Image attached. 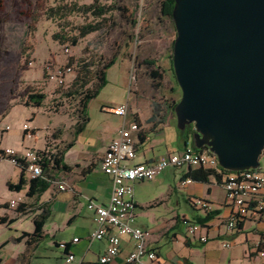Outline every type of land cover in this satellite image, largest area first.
Segmentation results:
<instances>
[{
    "label": "rangeland",
    "instance_id": "1",
    "mask_svg": "<svg viewBox=\"0 0 264 264\" xmlns=\"http://www.w3.org/2000/svg\"><path fill=\"white\" fill-rule=\"evenodd\" d=\"M93 1L0 0L1 148L19 152L38 151L43 149L44 142L49 146L50 138L55 136L61 140L58 150L73 142L68 161H78L81 154L88 153L98 141L103 140L104 132L121 124L122 118L111 115L106 108L127 103L129 112L138 114L142 124L150 125L149 118L154 109L159 110L166 120L168 107L180 99V90L169 69L175 30L171 22L159 13L163 0H97L98 6L111 10L100 19L77 12L67 14L66 10L58 17L50 11L58 7L69 9L73 5L89 6ZM85 24L100 26L97 32L80 39L75 47L61 44L52 37L55 34L74 35L76 28ZM111 60L113 63L104 71L105 84L86 105L88 122L82 131L77 132L80 97L70 86L79 72V65L81 62L91 64L88 85L91 89L97 84V70ZM146 63H153V66L148 68ZM47 64L52 68L48 76L64 66H72V70L65 73L59 83V80L47 78ZM154 70L161 75L160 80L150 77ZM30 94L44 95L40 107L29 103ZM23 125L35 129V134L24 136ZM164 132L168 141L176 148H182L184 138L176 129L175 118L172 126ZM188 143L191 145V139ZM259 163L264 168L262 159ZM179 175V171L169 169L159 176L161 183L144 182L134 187V198L140 204L164 201L140 218L142 224L149 223L152 216L169 219L171 213L167 209H175L188 219L191 217L193 212L183 201L182 190L167 200L169 190L178 183ZM18 178V169L0 157V203L9 200L18 203L24 199L23 191L11 192L6 187L7 183L17 184ZM213 192L218 194L217 189ZM3 207L7 208V205ZM31 227L32 220L28 216L8 228L0 225V243L20 235L22 231H30ZM20 246L11 244L5 253L17 251ZM40 246L48 248L46 241ZM172 248L178 253L182 247L175 245ZM169 250L170 245L164 241L162 255H167ZM55 251L48 249V257L54 259Z\"/></svg>",
    "mask_w": 264,
    "mask_h": 264
},
{
    "label": "crops",
    "instance_id": "2",
    "mask_svg": "<svg viewBox=\"0 0 264 264\" xmlns=\"http://www.w3.org/2000/svg\"><path fill=\"white\" fill-rule=\"evenodd\" d=\"M87 122L88 119L85 121L82 130ZM132 122H137L139 125L141 138L136 139L135 157L129 163L130 166L152 164L169 154L180 153L184 149L191 148L188 141L187 143L183 142L182 148H176L172 142L166 139L164 131L174 123L172 115H167L163 124L154 126V124H142L138 114L128 111V115L122 118L121 124L104 132L103 140L98 141L96 147L90 149L88 153L81 154L78 161H68V154L71 149L63 154L62 164L68 170H52L50 175L56 180L64 181L68 186L67 190L58 191L55 186L51 185L37 197L27 198L25 195L27 186H25L21 190L24 193V199L17 203L23 205L20 208L24 212L19 214L8 211V203L13 200L0 203V218L6 217V222L2 225L4 228L16 224L26 216L32 220L30 231H22L20 235L0 243V264H76L78 262L93 264L97 261L98 257L104 253L107 243L105 239L90 240L91 234L96 229V224L94 215L88 210L87 205L91 201L98 205L107 204L111 193V180L101 172L100 161L110 143L117 139L119 129L122 126L128 127ZM31 130L35 134V129ZM60 143L59 138H50L46 151L53 154L61 151L68 144H64L63 148L58 150ZM45 145L44 142L43 149L38 151H43ZM6 149L8 148L0 147V151ZM189 169L200 168L175 170L180 172L178 183L169 190L167 195V200H169L173 193L183 191V201L193 212L189 219L185 215L180 216L175 209H167L171 213L169 219H155L152 216L149 223L144 225L140 218L147 216V211L153 210L155 206L163 204L164 201L158 200L152 205L151 203L140 204L134 198L133 193L135 203L134 226L150 233L149 248L155 251L161 264H264V256L259 255V252H264V213L260 216L250 217L242 223L240 230L230 232L225 225L229 216V207L226 204L225 193L220 187L221 176L214 170L202 169L211 172L206 177V182H192L182 188L180 182ZM18 171L20 175V170L18 169ZM23 176L26 181H29L25 175ZM159 176L153 182L161 183ZM138 184L143 183L134 184L133 189ZM216 189L218 194L213 192ZM193 199H200L208 203L211 211L219 212L213 220L205 224L206 228L201 232V235L208 237L205 244L198 243L197 237L188 238L182 223V221H191L195 215H203L201 211L193 208L190 204ZM6 205L7 208H4L3 206ZM42 211L47 212V217L41 228V239L33 241L30 237H25L16 241L22 234L31 235L34 232L33 219ZM22 214L24 215L21 216ZM75 239L77 242H74ZM27 241L31 243L27 245ZM44 241H46L48 248L40 246ZM164 241L170 245V252L165 256L161 253V246ZM185 241L188 247L185 245ZM222 242H228L230 248L223 249L221 247ZM11 244L23 246H20L17 251L5 253L6 248ZM64 245H66V249ZM175 245L182 247L181 252H174L172 247ZM133 247L132 241L127 236H119V253L112 264H124L125 257L133 251ZM48 249L56 250L54 259L48 257ZM66 254L73 255L74 262L66 263ZM142 264L149 263L143 259Z\"/></svg>",
    "mask_w": 264,
    "mask_h": 264
},
{
    "label": "water",
    "instance_id": "3",
    "mask_svg": "<svg viewBox=\"0 0 264 264\" xmlns=\"http://www.w3.org/2000/svg\"><path fill=\"white\" fill-rule=\"evenodd\" d=\"M177 131L227 172L264 161V0H174Z\"/></svg>",
    "mask_w": 264,
    "mask_h": 264
},
{
    "label": "built area",
    "instance_id": "4",
    "mask_svg": "<svg viewBox=\"0 0 264 264\" xmlns=\"http://www.w3.org/2000/svg\"><path fill=\"white\" fill-rule=\"evenodd\" d=\"M65 52L68 50L65 49ZM51 65L45 67L48 79L62 82L63 75L72 70V66H64L54 71L50 76ZM106 110L120 118L128 115V105L122 104ZM8 128H6L7 130ZM27 125H23V132H30ZM141 129L137 122H132L128 127L122 126L117 134V139L108 146L100 161L101 172L111 180V193L106 205H98L89 202L87 208L94 215L96 229L90 236V240H106L107 246L103 254L93 264H112L119 253V236H127L133 243V251L124 259V264H142L146 259L149 264H161L155 251L149 248L150 233L134 226L135 203L133 201V186L136 183L152 182L168 169L180 170L188 168H200L214 170L221 176L220 187L225 193L226 204L229 207V216L225 222L226 228L231 232L252 216H260L264 213V168L249 171L227 172L221 171L217 159L207 150L195 151L192 148L184 149L180 153H172L156 160L152 164L129 163L135 157L136 139L139 138ZM3 157L14 167L23 170L28 180L41 179L55 186L58 191L67 190L64 181L56 180L43 170V159L49 157L48 151H25L18 153L12 149L3 150ZM190 179L180 182V186L191 184ZM193 208L203 214L210 212L208 203L193 199L190 201ZM18 204L15 201L8 203V211L17 214ZM188 238L197 237L200 244L208 241L207 235H201L206 225H198L183 221ZM77 242V239L74 240ZM225 250L230 248L228 242H222ZM264 256V252H259ZM65 262H74L73 255L66 254ZM76 264H84L78 262Z\"/></svg>",
    "mask_w": 264,
    "mask_h": 264
},
{
    "label": "trees",
    "instance_id": "5",
    "mask_svg": "<svg viewBox=\"0 0 264 264\" xmlns=\"http://www.w3.org/2000/svg\"><path fill=\"white\" fill-rule=\"evenodd\" d=\"M174 4V0H163L161 1L160 5H159V13L162 17L167 18L171 24V10ZM67 11V14L71 13V12H77L80 14H90L93 17L100 19L102 17H104V15L111 11L109 10V8H104V7H100L97 5V0L93 1V4L89 5V6H81V7H76L75 5H73L71 8H66V7H58L55 8L54 10H50L51 12L53 11V16L56 15L58 17H61L60 14H63L64 11ZM98 24L96 25H91V24H85L83 26H80L78 28H76V34L71 35V36H67V35H58L55 34L53 35V39L55 41H59L61 44H69L72 47H75L78 43V41L80 39L85 38L86 36L95 33L98 31L99 29ZM173 26V24H172ZM174 28V27H173ZM174 41V40H173ZM173 41L171 42V52H172V46H173ZM113 63V60H111L108 64L104 65L103 67L100 68V70H97L96 72V82L97 84L89 89L88 85L90 83L89 80V68L91 66V64L88 63H82L79 65V72L77 73V75L75 76L74 80L71 83V88H73L75 90V94H79L80 100H79V120L80 122L77 125V132L82 131L83 125L85 123V121L87 120L85 117V108L87 103L95 98L96 94H97V90L99 88H101L104 84H105V80H104V71L105 69L111 65ZM148 68H151V66H153V63H146ZM169 69L170 72L173 76V72H172V67H171V54L169 56ZM150 77L154 80H160L161 79V75L159 74V72L157 70H154L152 72H150ZM174 79V76H173ZM174 83L177 86L175 79H174ZM77 89H79V92H77ZM45 97L42 94H30L28 96V101L29 103H31L33 105V107H40L44 101ZM179 100L172 102L170 104V106L168 107L169 109V114L172 115L174 117V107L175 105L178 103ZM165 117H163V115L160 114L159 110L154 109L152 111V114L149 118V123L154 124V126L157 125H161L164 123ZM178 133L183 136L184 143H187V141L190 139L192 133H193V129L192 127L186 128L183 132L178 131ZM29 135V133L24 132V136ZM30 135H34V131L30 132ZM55 138V136H52ZM139 138H141V136H139ZM73 146V142L68 143L64 146V148L59 151V152H55L53 154L49 153V157H45L43 159V170L46 173H51L52 170H62V171H67L68 168L66 166H64L62 164V157L63 154L68 151L69 149H71ZM46 148H48L47 145H45V149L43 151H46ZM192 149L195 151H204L206 150L205 148H202L200 150H196L193 145H192ZM39 153H42L41 151H38ZM4 152L0 151V157H2V159H6L3 157ZM17 169L20 170V175H19V179L17 184L13 185L10 183L6 184V187L9 191H21L23 190V188L25 186H27V191H26V197L27 198H34L37 197L38 195H40L41 193H43L49 186H51V184L47 181L41 180V179H34V180H29L26 181L24 179V173L23 170H21L20 168L17 167ZM221 171H223L221 169ZM211 172L209 171H203L202 169H196V170H191L189 169L182 177V180L185 179H190L192 182H206V177L208 175H210ZM23 206L21 204H19L18 209H17V214L19 213H23V209H21L20 207ZM219 214L218 211H210L206 214H203L202 216L199 215H195L193 216L191 221H186L187 222H191L194 224H198V225H205L206 223H208L209 221L213 220L214 217H216ZM47 217V212L46 211H42L41 214H39L38 216H36L33 219V225H34V232L31 235L28 234H22L21 237L19 239H17L16 241H20L21 239L25 238V237H30L33 241H38L39 239H41V228L43 226L44 220ZM6 222V217H1L0 218V225L5 224ZM183 223V221H182ZM242 228V224H239L235 230H240ZM31 242L27 241L26 244H30ZM185 245L188 247V244L186 243V241L184 242ZM65 249H66V245H64Z\"/></svg>",
    "mask_w": 264,
    "mask_h": 264
}]
</instances>
